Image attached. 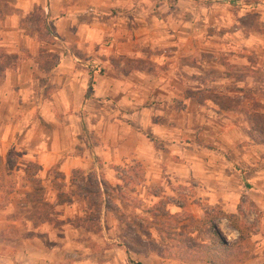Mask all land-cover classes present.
<instances>
[{
	"label": "crops",
	"instance_id": "1",
	"mask_svg": "<svg viewBox=\"0 0 264 264\" xmlns=\"http://www.w3.org/2000/svg\"><path fill=\"white\" fill-rule=\"evenodd\" d=\"M197 6L194 0H0V157L14 151L24 162L17 165L36 164V177L52 204V173L69 184L72 173L92 170L114 185V167L125 162L143 168L145 187L167 190L161 195L169 200V217L184 210L178 195L167 189L169 183L192 187V193H182L197 221L205 211L233 214L245 200L264 214V142L251 141L264 136L252 122L257 112L240 119L230 109L219 112L221 144L194 160H185L183 148H175L184 136V115L174 117L168 110L183 102V90L173 89L183 73H176L177 81L170 79L166 66L173 57L185 56L186 37L195 39L194 22L192 34L186 33L185 9ZM85 136L93 139L92 147ZM245 139L250 143H236ZM174 155L176 160H170ZM20 186L0 208V264H207L134 254L106 207L98 226L101 238L94 240L92 231L74 223L86 213L76 197L56 207L52 217L60 224L33 226L24 217L13 219L22 214L21 197L28 192ZM220 217L214 224L224 234L228 225ZM13 226L20 233H13ZM173 230L199 244L213 238L207 228ZM94 243L95 257L90 253Z\"/></svg>",
	"mask_w": 264,
	"mask_h": 264
},
{
	"label": "rangeland",
	"instance_id": "2",
	"mask_svg": "<svg viewBox=\"0 0 264 264\" xmlns=\"http://www.w3.org/2000/svg\"><path fill=\"white\" fill-rule=\"evenodd\" d=\"M194 1L198 6L194 10L185 9V16L188 19L185 24L187 35H191L194 22L195 39L186 37L185 56L173 57L166 66L170 79L177 81L174 77L176 73H183V79L182 75H179L178 84L173 88L183 90V102L178 104L174 102V106L170 104L168 111H172L174 117L177 114L180 117L183 112L184 124L181 128L184 136L178 139L175 148H183L185 160H194L198 154H206L209 149L216 148L218 143L221 144L217 136L222 127V117L219 112H225V109H230L232 111L230 113L238 118L240 114L249 116L257 112L256 121L252 122L264 131V0ZM192 16H194L193 20ZM198 32L199 38L196 37ZM192 48L194 52L188 53L187 49ZM182 67L183 70H181ZM192 92L193 97L188 100L187 97L191 96ZM160 106H164L163 109L168 108H165L166 105ZM179 122H181L180 119ZM240 135L245 136L241 133ZM238 136L236 135L235 139ZM85 140L89 146H93L92 138L85 136ZM251 141L262 143L264 136H252ZM236 143L244 145L250 142L245 139ZM155 144L158 142L156 141ZM181 153L179 150L178 155ZM170 160H176L175 155ZM17 164H24V162L14 151H10L5 158L0 157V208L7 204L8 195L17 190L18 184L21 185V191L27 187L28 192L25 190L26 194H22L21 197L22 214L14 215L12 218L24 217L33 226L42 224L41 220L47 218L46 214L41 217H36L34 214L50 211L47 207L50 204L51 210L55 211L54 215H56L58 213L56 207L68 205L71 197L84 202L86 211L82 218L74 221L75 224H80L84 229L92 231L94 240L101 238L98 226L101 210L106 207L114 213L122 225L120 235L124 243L131 245L132 249L145 250L144 246L149 241L156 243L157 246L165 247L166 242H162L161 239H164L168 230L181 227L187 233L200 230L203 228L202 221H207L205 218L200 221L194 219L191 207L184 198L187 194L182 191L188 190L192 193V187L179 186L178 188L170 183L167 189L178 195L180 199L178 202L184 203V210L178 217H169L165 213V204H168L169 200L161 195L167 190L161 185L145 187L144 171L138 164L123 162L114 167V175L118 180V183L114 185L103 181L101 174L92 170L72 173L69 184L62 181L60 174L52 173L54 180H52L51 191L56 197L53 204L46 201L48 192L36 177L38 174L36 164L29 163L26 167ZM23 179L26 183L22 182ZM251 188L254 187L251 186ZM143 193H146V196ZM257 194L253 192V195L257 196ZM150 196L162 198L153 200L149 198ZM205 213L209 215V218L215 217L214 223L216 218L226 216L219 210L205 211ZM227 215H231L235 221L246 227L247 238L242 243V247L246 248L247 256L243 264L245 261H249V264H264V214L253 202L245 200L238 206L235 213ZM50 219L53 223L54 218L50 216ZM181 222L184 223L180 224ZM218 223L221 224L222 221L219 220ZM224 223L228 227L224 234L219 232L221 237L227 243L237 242L238 232L230 226L228 221ZM57 224L60 222H54V225ZM11 230L13 233H20L15 226ZM230 233L236 237L234 242ZM132 249L129 251L133 252ZM90 253L94 257L97 256L96 243L90 248Z\"/></svg>",
	"mask_w": 264,
	"mask_h": 264
},
{
	"label": "trees",
	"instance_id": "3",
	"mask_svg": "<svg viewBox=\"0 0 264 264\" xmlns=\"http://www.w3.org/2000/svg\"><path fill=\"white\" fill-rule=\"evenodd\" d=\"M37 166V165H36ZM38 168V167H37ZM47 205V204H46ZM50 209L48 212H43L41 214H34L36 217H41L47 215L46 219L41 220V223H51L50 216L54 215L53 210H51V205H47ZM209 215L205 213L204 218L207 221H202V227L207 228L212 231L213 238L208 244H199L192 241L185 233H178L174 230H168L165 233L163 242L167 240L171 243L170 248L157 246L156 243L149 241L145 246V250L132 249V246L125 243L126 248L132 249L134 254H148L151 253L153 256L158 258H169L183 263L190 262H205L207 264H241L243 260L246 259V248L242 247V243L245 242L246 227H243L240 223L235 221L231 215H226L225 219L228 221L230 226H232L238 232V241L234 243H227L220 235L218 229L214 225L215 217H208ZM208 218V219H207ZM204 219V220H205ZM139 264V263H136Z\"/></svg>",
	"mask_w": 264,
	"mask_h": 264
},
{
	"label": "built area",
	"instance_id": "4",
	"mask_svg": "<svg viewBox=\"0 0 264 264\" xmlns=\"http://www.w3.org/2000/svg\"><path fill=\"white\" fill-rule=\"evenodd\" d=\"M91 66L94 68V69H96L97 70V64L96 63H91Z\"/></svg>",
	"mask_w": 264,
	"mask_h": 264
}]
</instances>
